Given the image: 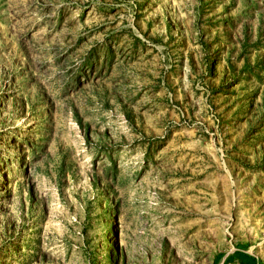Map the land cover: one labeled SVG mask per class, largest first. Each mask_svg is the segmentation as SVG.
<instances>
[{
  "label": "rangeland",
  "instance_id": "374dc122",
  "mask_svg": "<svg viewBox=\"0 0 264 264\" xmlns=\"http://www.w3.org/2000/svg\"><path fill=\"white\" fill-rule=\"evenodd\" d=\"M236 248L264 264V0H0V264Z\"/></svg>",
  "mask_w": 264,
  "mask_h": 264
},
{
  "label": "trees",
  "instance_id": "16d2710c",
  "mask_svg": "<svg viewBox=\"0 0 264 264\" xmlns=\"http://www.w3.org/2000/svg\"><path fill=\"white\" fill-rule=\"evenodd\" d=\"M232 261H237L239 264H259V261L256 258L246 254L240 248H236L231 255L226 256L222 264H229Z\"/></svg>",
  "mask_w": 264,
  "mask_h": 264
},
{
  "label": "water",
  "instance_id": "95a60500",
  "mask_svg": "<svg viewBox=\"0 0 264 264\" xmlns=\"http://www.w3.org/2000/svg\"><path fill=\"white\" fill-rule=\"evenodd\" d=\"M246 253V252H245ZM246 254H248V253H246ZM249 255V254H248Z\"/></svg>",
  "mask_w": 264,
  "mask_h": 264
}]
</instances>
